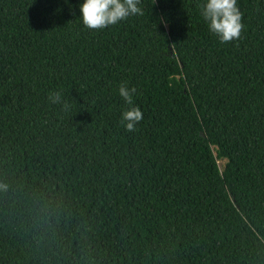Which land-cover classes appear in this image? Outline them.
<instances>
[{"label":"trees","instance_id":"trees-1","mask_svg":"<svg viewBox=\"0 0 264 264\" xmlns=\"http://www.w3.org/2000/svg\"><path fill=\"white\" fill-rule=\"evenodd\" d=\"M83 2L0 0V264H264V0L226 44L204 0Z\"/></svg>","mask_w":264,"mask_h":264},{"label":"clouds","instance_id":"clouds-1","mask_svg":"<svg viewBox=\"0 0 264 264\" xmlns=\"http://www.w3.org/2000/svg\"><path fill=\"white\" fill-rule=\"evenodd\" d=\"M66 2V0H65ZM141 0H84L80 5V20L90 31H100L114 26L129 17L142 16ZM200 15L207 23L209 31L218 37L221 43L239 40L244 29L237 0H204L199 5ZM167 27V24H164ZM137 90L121 83L119 96L126 104H133V96ZM48 102L52 105H62L63 111H68L71 105L64 100L60 91L49 92ZM143 119V113L138 107H130L122 114L121 123L126 131H136L137 124Z\"/></svg>","mask_w":264,"mask_h":264},{"label":"rangeland","instance_id":"rangeland-1","mask_svg":"<svg viewBox=\"0 0 264 264\" xmlns=\"http://www.w3.org/2000/svg\"><path fill=\"white\" fill-rule=\"evenodd\" d=\"M224 163H225V161H224V160H219V161H218V166H219V168H220V169H222V168H223V166H224Z\"/></svg>","mask_w":264,"mask_h":264}]
</instances>
